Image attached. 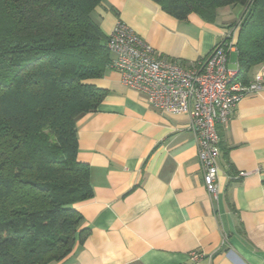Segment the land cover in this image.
<instances>
[{
	"label": "crops",
	"instance_id": "obj_1",
	"mask_svg": "<svg viewBox=\"0 0 264 264\" xmlns=\"http://www.w3.org/2000/svg\"><path fill=\"white\" fill-rule=\"evenodd\" d=\"M244 11L225 8L208 23L195 13L178 20L151 0H103L94 18L107 37L121 21L156 55L189 66L226 33L235 42ZM92 83L107 94L76 123L77 160L88 166L92 196L73 205L89 233L52 264H264V90L245 96L218 126L210 196L187 115L152 108L113 70Z\"/></svg>",
	"mask_w": 264,
	"mask_h": 264
},
{
	"label": "trees",
	"instance_id": "obj_2",
	"mask_svg": "<svg viewBox=\"0 0 264 264\" xmlns=\"http://www.w3.org/2000/svg\"><path fill=\"white\" fill-rule=\"evenodd\" d=\"M102 1L0 0V264L58 263L88 236L73 208L92 196L76 123L107 94L92 83L111 60L94 18ZM151 1L208 23L221 8L243 7L236 79L248 83L264 64V0Z\"/></svg>",
	"mask_w": 264,
	"mask_h": 264
},
{
	"label": "built area",
	"instance_id": "obj_3",
	"mask_svg": "<svg viewBox=\"0 0 264 264\" xmlns=\"http://www.w3.org/2000/svg\"><path fill=\"white\" fill-rule=\"evenodd\" d=\"M228 37L231 40L224 42ZM223 39L205 58L181 66L156 55L121 21L116 22L107 38L109 69L119 74L123 85L143 93L156 110L189 117L203 184L210 196L217 192L218 126L229 121L245 96L264 90V67L246 84L236 79L238 68L228 67L229 53L234 49L233 34L228 32Z\"/></svg>",
	"mask_w": 264,
	"mask_h": 264
},
{
	"label": "rangeland",
	"instance_id": "obj_4",
	"mask_svg": "<svg viewBox=\"0 0 264 264\" xmlns=\"http://www.w3.org/2000/svg\"><path fill=\"white\" fill-rule=\"evenodd\" d=\"M221 10H225V8L219 9L218 12L221 11ZM235 64H236V56L234 54H231L230 57H229V63H228V65H229L230 68H234V67H236ZM52 263H50V264H52Z\"/></svg>",
	"mask_w": 264,
	"mask_h": 264
}]
</instances>
